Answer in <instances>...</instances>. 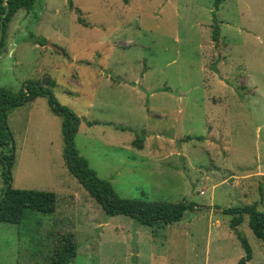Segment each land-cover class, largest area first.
Segmentation results:
<instances>
[{"label":"rangeland","instance_id":"obj_1","mask_svg":"<svg viewBox=\"0 0 264 264\" xmlns=\"http://www.w3.org/2000/svg\"><path fill=\"white\" fill-rule=\"evenodd\" d=\"M215 1L36 0L17 10L0 88L50 89L80 118L79 154L120 196L194 205L160 227L107 215L65 166L61 118L37 96L7 111L12 185L53 191L56 210L0 222V264H51L71 232L68 264H238L245 251L223 209L264 212V0ZM248 222L243 213L236 226L247 263L264 264Z\"/></svg>","mask_w":264,"mask_h":264},{"label":"trees","instance_id":"obj_2","mask_svg":"<svg viewBox=\"0 0 264 264\" xmlns=\"http://www.w3.org/2000/svg\"><path fill=\"white\" fill-rule=\"evenodd\" d=\"M35 1L0 0V52L4 46L6 27L11 18L18 9H28ZM123 1L124 3L129 2V0ZM220 1L216 0L215 5L218 6ZM69 4L70 7H73L72 0H69ZM77 11L80 12L78 8ZM78 20L83 23L81 18ZM217 29L214 30V35H217ZM41 44H45L43 39ZM37 96H45L51 109L61 118V133L64 142L62 157L65 166L107 215H126L133 217L144 226L160 227L180 221L184 214L193 208L194 204L185 199L177 202L152 201L126 198L117 194L111 182L99 177L91 169L87 159L81 156L75 147L74 139L80 124L79 116L70 108L59 104L50 89L38 82H28L18 92L0 88V148L6 149V151L1 150L0 152L1 179L3 182L0 196V222L20 223L24 210L27 208L48 214H53L56 210V194L53 191L19 189L12 185L15 151L12 135L7 126V111L32 101ZM200 138L202 137L199 136L198 139ZM142 142L141 136H137L133 140V144L138 149L142 148ZM223 211L232 215L231 227L235 229L245 251L238 260V264H248L252 251L247 240L236 230V226L241 223L243 213H246L249 217V227L255 236L264 239V212L258 210L255 205L230 207L223 209ZM77 248L72 232L61 234L54 243L49 261L51 264H68L76 256Z\"/></svg>","mask_w":264,"mask_h":264},{"label":"water","instance_id":"obj_3","mask_svg":"<svg viewBox=\"0 0 264 264\" xmlns=\"http://www.w3.org/2000/svg\"><path fill=\"white\" fill-rule=\"evenodd\" d=\"M0 34H1V32H0ZM48 46H50L52 49H55V50H58V48L57 47H55L53 44H51V43H48ZM59 51V50H58Z\"/></svg>","mask_w":264,"mask_h":264}]
</instances>
